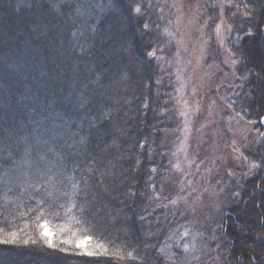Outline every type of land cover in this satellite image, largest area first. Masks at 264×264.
<instances>
[{"label": "trees", "instance_id": "trees-1", "mask_svg": "<svg viewBox=\"0 0 264 264\" xmlns=\"http://www.w3.org/2000/svg\"><path fill=\"white\" fill-rule=\"evenodd\" d=\"M232 2L237 78L225 97L264 136V0ZM159 6L0 0V264H163L166 250L175 257L183 228L168 202L181 120ZM245 157L254 171L211 220L201 264H264V144ZM43 221L58 249L44 243ZM84 236L107 253L76 248Z\"/></svg>", "mask_w": 264, "mask_h": 264}, {"label": "rangeland", "instance_id": "rangeland-1", "mask_svg": "<svg viewBox=\"0 0 264 264\" xmlns=\"http://www.w3.org/2000/svg\"><path fill=\"white\" fill-rule=\"evenodd\" d=\"M157 1L171 44L170 56L168 50L163 52V62L176 61L181 120L171 174L176 189L168 208L183 231L178 234L175 257L166 250L163 264H201L205 258L197 254L211 220L233 185L252 175L255 165L245 153H256L264 136L238 116L225 97L226 86L237 78L227 21L232 0ZM213 44L216 60L211 58Z\"/></svg>", "mask_w": 264, "mask_h": 264}, {"label": "snow or ice", "instance_id": "snow-or-ice-1", "mask_svg": "<svg viewBox=\"0 0 264 264\" xmlns=\"http://www.w3.org/2000/svg\"><path fill=\"white\" fill-rule=\"evenodd\" d=\"M139 11V9H137ZM38 227L41 229L40 235L44 239V243L53 249H58L59 245L57 243L53 242V236L55 235L52 231L49 229V225L47 221L41 222ZM73 236H76V233H73ZM10 243H16L17 242V235L16 233H12L10 236L9 241ZM24 243H28L27 240L24 241ZM60 243H63L65 245H71L73 244V241L71 239H62ZM75 247L80 248L83 250V252L88 255V256H94V255H99V250L104 251L107 253V249L104 247V245L99 244V243H92V238L90 236H84L82 239L80 237H77L76 242H75ZM61 251H66V249H59ZM131 253H129V256L131 257Z\"/></svg>", "mask_w": 264, "mask_h": 264}]
</instances>
